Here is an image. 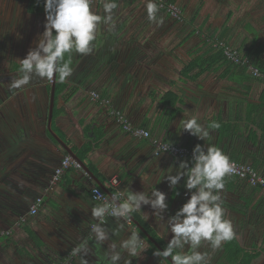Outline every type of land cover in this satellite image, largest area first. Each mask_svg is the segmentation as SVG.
I'll return each mask as SVG.
<instances>
[{"label": "crops", "instance_id": "0c3cea01", "mask_svg": "<svg viewBox=\"0 0 264 264\" xmlns=\"http://www.w3.org/2000/svg\"><path fill=\"white\" fill-rule=\"evenodd\" d=\"M239 1L242 8L247 3L246 10L241 11V28L236 30L223 24V28L215 29H219V36L220 31L229 29L227 41L233 42L236 49L241 47L246 53L255 47L257 60L264 59V0H256L259 5L254 0ZM117 2L115 28L102 26L93 52L77 56L73 75L65 81L68 87L56 101L55 115L53 111V131L61 134L62 138L58 136L80 159L84 146L102 136L97 149L81 159L94 177L82 168L70 169L57 186L46 192L59 162L70 156L48 130L51 82L34 77L24 88L14 92L8 88L19 75V69L12 70V66H20L19 60L35 48L44 31L45 13H30L29 0H0V77H4L0 81V232H12L1 239L0 264H79V256L71 252L82 241L88 242L85 258L89 264H103L106 255L112 253V244L122 253L119 264H124L125 259H132V264H160L159 258L149 254V245L137 258L128 257L120 249V242L133 232L147 237L132 220L129 223L124 217L110 216L105 223L93 218L91 207L98 203L92 200L91 191L94 187L101 188L95 179L104 185L108 196L125 189L151 193L157 187L168 194L170 210L162 213L166 220L185 202V190L183 181L178 185L179 196L166 182H158L169 166L183 159L167 154L155 157L150 142L123 131L110 115L112 109L94 102L92 92L114 102L116 98L141 97L144 99L141 109L119 110L135 127L148 129L159 139L177 145L194 148L197 143H204L180 132L178 125L182 118L195 116L205 125L215 118L231 123L223 134L212 130L211 142L231 161L251 164L264 175V133L260 132L264 129V109H247L264 93V76L253 85H243L234 77L227 78L221 69L191 80L181 74L184 65L180 76L175 78L170 74L175 65L166 54L167 36L162 40L163 33H168L167 27L162 25L154 31L149 25L139 24L142 18L141 11L136 9L139 0ZM94 10L102 14V5L94 6ZM213 25L211 21L207 25L211 31L215 30ZM246 43L248 46L244 48ZM207 50L202 42L188 53L191 59L195 56L197 59ZM169 91L180 97L177 109H166L160 102ZM66 97L72 99L67 102ZM113 178L117 185L111 183ZM253 192L254 188L246 181L225 177L224 207L238 241L246 249L261 245L264 239V227L259 226L264 216L249 214L247 209ZM263 195L261 190L251 209ZM39 197L43 198L44 206L32 216L30 208ZM134 213L167 243L158 233L164 222L152 215L150 205H141V210ZM134 213L131 216L136 219ZM94 225L108 235L102 245L95 241ZM201 250L209 251L211 264H216L224 254V244L215 252Z\"/></svg>", "mask_w": 264, "mask_h": 264}, {"label": "clouds", "instance_id": "9594fccd", "mask_svg": "<svg viewBox=\"0 0 264 264\" xmlns=\"http://www.w3.org/2000/svg\"><path fill=\"white\" fill-rule=\"evenodd\" d=\"M43 6L44 31L38 36L35 48L19 60V75L8 85L9 91L30 85L34 77L65 82L74 72L73 54L88 56L94 50L102 26H108L110 30L115 28L114 13L119 4L117 0H103L102 14L94 10V0H44ZM145 9L150 22L163 25L164 18L159 14L160 8L155 0H146ZM178 127L180 132L204 143L195 145L190 159L178 160V166H169L158 182H166L179 196L178 185L183 181L186 199L174 214L165 220L162 213L170 210L168 194L155 187L151 193L125 189L114 196L103 195L104 203L92 206L91 215L101 223H104L106 214L124 217L131 223L132 213L139 212L141 205H150L152 215L164 222L163 230L158 233L167 243L163 250L155 248L152 252L160 264H211L210 252L201 249L215 252L236 237L232 220L224 207L223 190L225 177L237 169L229 156L211 142L212 130L219 129L220 123L212 121L205 125L193 116L182 118ZM111 183L117 185L118 181L113 178ZM93 197L99 200L101 193L96 192ZM145 219H148L147 215ZM92 231L98 245L108 239L99 225H94ZM87 245V241H82L72 249L71 255L79 256V264H89L85 258L89 252ZM119 247L128 257L137 258L147 251L148 244L139 233L133 232L120 242ZM110 248L112 253L106 255L103 264H119L122 253L116 251V244ZM124 264H132V259H125Z\"/></svg>", "mask_w": 264, "mask_h": 264}, {"label": "trees", "instance_id": "16d2710c", "mask_svg": "<svg viewBox=\"0 0 264 264\" xmlns=\"http://www.w3.org/2000/svg\"><path fill=\"white\" fill-rule=\"evenodd\" d=\"M43 5H44V0H29V12L32 14L45 13ZM202 8H203L202 6L198 7V10L196 11L195 15L192 18V22H195L198 19ZM208 20L209 18L206 17L201 23L202 25L199 27L200 32L206 33L205 34L206 39L202 42L204 43L205 47L208 48V50L206 51L204 55H200L195 61H193L192 63L184 67L181 73L183 77L189 78L191 80H197V78H199L201 75L205 73H209V72L218 73L221 69H224L222 74H224L227 78L234 77L236 78V81L238 83H242L243 85H245L246 83L251 84V85L255 84L258 78H261V76H264V59L257 60L256 58L257 54H256L255 47L250 48L246 53H243L244 50L241 49V47L239 49H236L234 47L233 42L227 41V35L229 34V29H223L224 31L223 30L220 31L221 34L219 36L218 35L219 29L218 30L215 29L212 31L211 29H209L210 27L207 26ZM207 32L208 33L211 32V34H207ZM247 46H248V43L244 45V48ZM224 48L235 50L242 57V59L247 58L251 62V64L254 65L260 71L261 76L260 77L252 76L245 67H243L240 64H236L235 62L228 59L224 55V52H223ZM214 50H216L217 52L214 53L213 52ZM78 55L79 54H75V53L73 54L72 66L75 64L76 58ZM19 68L20 66H12V70H16ZM247 74H249L251 77L249 75L248 77ZM3 78L4 77H0V81H2ZM67 87H68V84L66 82L61 83L57 80L54 109H58L56 106V101L64 93ZM71 99L72 97H66L67 102L70 101ZM103 100H109V98L105 96H100V102H98L99 106H103L101 103ZM160 102L162 106H164L166 109H177L176 105L178 103H181L180 97L175 92H170V91L161 98ZM247 109H259V110L264 109V93L261 94L258 102L254 104L251 103L250 105H248ZM55 112L56 110L54 111V115H55ZM212 121H216L220 123L221 127L219 129H216V131L219 132V134L225 133L227 129L229 128V126L231 125V123H225V121H223L220 118H215ZM210 123H207V125ZM53 129L55 130L54 126H53ZM260 132L264 133V129L261 128ZM58 135L62 138L61 134L58 133ZM49 137L52 140H54L50 134H49ZM101 139H102L101 135L97 136L95 140H93L91 143H87V145L84 146L83 151L80 153V157L82 160L85 159L87 154L97 149V147L99 146L98 142L101 141ZM57 145L59 146V143H57ZM182 146L191 148V146L187 144L182 145ZM62 161H60L59 164H61ZM59 166L60 165H58V167ZM233 178H236V177H233ZM253 188H254V192L252 194V197L248 201L247 209L249 211V214L259 213L261 217H263L264 216V198L260 200L259 204L255 205L254 208L251 209L253 200L255 199L256 195L262 190L261 188H255V187ZM134 216L140 222V224L155 238L157 243H159L163 248L166 245V243L163 242L160 238H158L155 232L151 230L149 226L143 220H141V218L137 214L134 213ZM259 226L264 227V218L262 219V223H260ZM258 230H259V227H258ZM146 241L150 247L149 254L152 255V252L157 247L153 243H151L149 240L146 239ZM263 252H264V239L261 245L257 246V244H255L252 246V248L246 249L244 248V246H242L241 242L238 241L237 237H235L234 240L224 243V254L222 255V257L219 259V261L216 264H251Z\"/></svg>", "mask_w": 264, "mask_h": 264}, {"label": "rangeland", "instance_id": "374dc122", "mask_svg": "<svg viewBox=\"0 0 264 264\" xmlns=\"http://www.w3.org/2000/svg\"><path fill=\"white\" fill-rule=\"evenodd\" d=\"M139 1V6L136 8L141 11L142 18L141 23L139 24L149 25L151 26V30L154 29V31H157L158 29L156 28H160L162 25H157L147 19V13L145 9L146 0ZM164 1H168V4H175L179 6L182 9L184 15L183 22L172 19L169 15H167V12L165 10L161 9L159 4L160 0H155L160 8L159 14L164 18L163 25L168 29V33H163L164 36L162 37V40H164L167 36L165 39V41L168 42L166 54L170 56L169 60L172 59L171 61L175 65L170 68V74H172L175 78H178L180 76V71L184 65L187 66L188 63H191L192 60L196 59V56L191 59L188 52L191 51L198 43H202V41L206 39L205 33L200 32L199 27L202 25L201 23L208 14L210 17L208 23L211 21L212 24H214V28L212 27V29L223 28L224 25H229L230 27H235L234 29L238 30L241 28V11L242 9L246 10L247 8V3H244L242 8L239 0H172L173 2L171 0ZM253 3H257V1L254 0ZM257 4L259 5V1ZM199 6H202L204 9L201 11L198 19L195 22H192L195 11ZM177 33H179L180 35H178ZM159 42H161V39ZM165 57L167 58L168 56ZM174 69L176 71H174ZM109 101L110 105L108 107H105L107 109H141V107L144 105V99H142L141 97L136 98L135 96L124 98L122 97L118 99L116 98L115 102L112 99H109ZM102 107L104 108V106ZM214 262L216 261L214 260Z\"/></svg>", "mask_w": 264, "mask_h": 264}, {"label": "built area", "instance_id": "2783aa9c", "mask_svg": "<svg viewBox=\"0 0 264 264\" xmlns=\"http://www.w3.org/2000/svg\"><path fill=\"white\" fill-rule=\"evenodd\" d=\"M102 3L103 0H94V6H100L102 5ZM159 4L161 9L165 10L172 19H175L176 21H180V22L183 21L184 15L182 9L179 6L175 4H168L164 0H160ZM223 52L228 59L235 62L236 64H240L243 67H245L252 76L254 77L261 76L260 71L254 65H252L247 58L242 59V57L235 50L224 48ZM91 98L94 102L97 103L100 102V96L96 92L91 93ZM101 103L104 107H108L110 105L109 100H103ZM110 113H111L110 115L116 119L117 123L120 125L123 131L129 133L134 138H139L149 141L150 144L152 145L153 154L155 157H159L164 154H167L174 158H180V159L191 158V152H192L191 148L182 145L173 144L165 140H161L158 137H156L150 130L135 127L131 123L127 115L124 114V112H122L119 109H112ZM232 162L234 163L237 170L234 174H231L230 176L236 177L240 180H244L252 187L261 188L262 190H264V175L262 173L256 170L251 164L244 162H237V161H232ZM81 168H82L81 165L78 164L71 156H66L61 162L60 166L55 170V173L52 176V179L50 181L49 187L46 190V192H50L55 186H57L61 182L63 176L68 170L81 169ZM96 192L101 193V199L98 200L93 197L96 194ZM103 195L108 196L104 192V190L99 187H94L91 191V198L95 203H104L102 199ZM43 206H44L43 198L42 197L37 198L30 208V215L36 216L43 208ZM110 216L112 215H107V214L105 215L104 223L106 222V219ZM11 235L12 232L10 230L1 231L0 243L3 237H8Z\"/></svg>", "mask_w": 264, "mask_h": 264}, {"label": "water", "instance_id": "95a60500", "mask_svg": "<svg viewBox=\"0 0 264 264\" xmlns=\"http://www.w3.org/2000/svg\"><path fill=\"white\" fill-rule=\"evenodd\" d=\"M56 84H57V80L51 81V94H50V110H49V119H48V130L49 132L53 135V137L56 139V141L63 147V149L66 151V153L68 155H70L78 164L81 165L82 169L84 171H86L87 173H89V175L91 177H94L93 174L89 171L88 167L85 165V163L67 146V144L53 131L52 129V123H53V111H54V105H55V93H56ZM95 181L97 182V184L106 191V188L104 187V185L101 184L100 181H98L97 179H95ZM108 193V191H107ZM109 195H111L110 193H108ZM131 220L133 221V223L146 235L147 239L153 243L157 248H159L160 250H163L162 246L157 243V241L155 240V238L153 236H151L140 224L139 222L134 219L133 216H131ZM251 264H264V252L258 257L256 258Z\"/></svg>", "mask_w": 264, "mask_h": 264}]
</instances>
